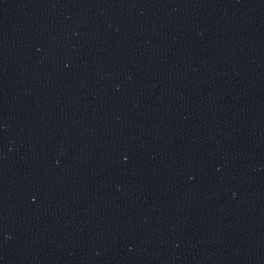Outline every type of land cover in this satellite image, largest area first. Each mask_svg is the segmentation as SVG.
Segmentation results:
<instances>
[{
	"label": "water",
	"instance_id": "95a60500",
	"mask_svg": "<svg viewBox=\"0 0 264 264\" xmlns=\"http://www.w3.org/2000/svg\"><path fill=\"white\" fill-rule=\"evenodd\" d=\"M0 264H264V0H0Z\"/></svg>",
	"mask_w": 264,
	"mask_h": 264
}]
</instances>
